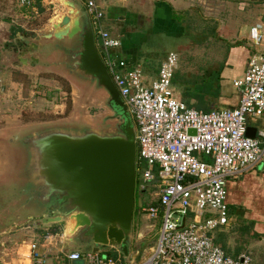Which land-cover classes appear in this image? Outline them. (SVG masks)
Returning <instances> with one entry per match:
<instances>
[{
	"label": "built area",
	"instance_id": "2783aa9c",
	"mask_svg": "<svg viewBox=\"0 0 264 264\" xmlns=\"http://www.w3.org/2000/svg\"><path fill=\"white\" fill-rule=\"evenodd\" d=\"M102 1L87 0L86 9L102 40L103 61L136 126V187L143 195L153 190L155 199L140 208V215L162 219L157 246L144 260L124 262L106 253L54 251L56 236H48L26 244L28 254L17 263L0 264H249L246 256H228L215 234L232 225L228 183L264 162V51L250 57L245 77L234 83L238 107L191 109L173 89L177 54H169L148 87L140 68L124 70L127 64L112 53L121 43L103 27ZM250 38L255 48L264 46L263 26L251 29ZM250 120L259 123L255 138L248 136Z\"/></svg>",
	"mask_w": 264,
	"mask_h": 264
},
{
	"label": "water",
	"instance_id": "95a60500",
	"mask_svg": "<svg viewBox=\"0 0 264 264\" xmlns=\"http://www.w3.org/2000/svg\"><path fill=\"white\" fill-rule=\"evenodd\" d=\"M61 1L67 14L53 22L51 30L19 35L29 46L21 54V64L39 65L42 57H50L54 61L48 62L49 67L87 91L105 94V106L113 117L98 126L52 123L14 136L16 208L30 219L40 218L44 226L68 224L70 251L101 254L116 250L130 258L136 206V126L103 61L102 40H96L88 11L77 0ZM35 51L42 57H35ZM255 133L249 129L248 136L255 138Z\"/></svg>",
	"mask_w": 264,
	"mask_h": 264
},
{
	"label": "rangeland",
	"instance_id": "374dc122",
	"mask_svg": "<svg viewBox=\"0 0 264 264\" xmlns=\"http://www.w3.org/2000/svg\"><path fill=\"white\" fill-rule=\"evenodd\" d=\"M37 2L38 0H0V263H17L28 254L26 244L40 240L43 242L48 236H56L54 251L60 247L67 252L72 250L67 244L70 238L68 224L44 226L40 218L30 219L29 215L20 214L17 210L14 199L18 193L14 184L17 162L12 154V138L45 124L78 122L98 126L104 119L113 117L105 106V94L87 91L60 70L49 67L48 62L54 61L50 57L44 58L36 52L35 57H42L39 65L25 66L18 62V54L14 49L19 43L18 36L23 32L13 38V28L41 34L51 30L52 23L58 17L67 14L61 0H42V12L37 7ZM239 10L231 0H201V16L209 25L217 24L216 19L228 24L227 21L233 16L232 12ZM174 41L176 40L166 39L162 35L152 36L148 40L143 50L147 47L145 51L150 52L152 69L161 67L160 64L170 52L180 50V45H175L177 42ZM205 46L199 50L201 56L205 54L207 62L201 57L200 64L194 66L201 70L209 66L216 67L224 48L220 39L217 42H207V47ZM192 47L194 46L188 49L191 50ZM194 72L196 73L195 69ZM180 73L182 70L176 74ZM144 83L148 87L150 82L145 79ZM111 123L115 124V121ZM142 196L144 205L155 200L153 190ZM142 196L136 187L131 257L123 258L124 262H129L134 257L136 261L144 260L151 255L158 243L162 219L149 220L136 214V207ZM23 214L24 216H17ZM246 223L248 224L247 221L242 223L233 220L230 228L216 232V242L222 244L227 239L226 252L233 254L238 251L249 259V264H264V239L261 240ZM136 252L139 253L138 257Z\"/></svg>",
	"mask_w": 264,
	"mask_h": 264
},
{
	"label": "crops",
	"instance_id": "0c3cea01",
	"mask_svg": "<svg viewBox=\"0 0 264 264\" xmlns=\"http://www.w3.org/2000/svg\"><path fill=\"white\" fill-rule=\"evenodd\" d=\"M77 1H83L86 8L87 0ZM231 1L240 10L232 12L233 16L227 21L228 24L216 19L217 24L214 26L213 23L209 25L202 18L201 0H104L99 6L104 14V30L121 43L118 49L113 50V55L117 60L127 64L125 71L140 68L144 80L150 82L149 86L158 79L161 67L152 69L150 52L145 51L147 47L143 50L144 46L152 36L162 35L166 39L176 40L175 45H180V50L169 53L177 54L179 57L180 64L176 73L182 70L180 74L175 73L173 79L175 94L178 100L189 108L206 112L198 107L199 101L195 97L198 93L195 91L197 86L202 81L206 83L212 81L220 86V98L213 100L210 111L235 109L239 105L240 91L234 83L245 77L250 57L257 50L264 51V46L255 48L250 38L251 29L255 26L262 25L264 28V0H251V3L249 0ZM247 9L251 10L247 11ZM219 39L224 48L220 54L221 58L216 62V67L209 66L202 70L194 67L200 64L201 57L205 60V54L201 56L199 48L204 45L206 48L207 42H217ZM96 40L100 39L96 36ZM191 44L194 47L190 50L188 48L192 46ZM99 49L102 56V50ZM258 125V122L250 120L252 130H256ZM227 200L229 205L241 206L245 209L247 226H250L263 240L264 162L254 165L228 183ZM231 219L242 222L234 215ZM227 244L225 239L220 245L225 246V249ZM230 255L238 258L243 254L235 251Z\"/></svg>",
	"mask_w": 264,
	"mask_h": 264
},
{
	"label": "trees",
	"instance_id": "16d2710c",
	"mask_svg": "<svg viewBox=\"0 0 264 264\" xmlns=\"http://www.w3.org/2000/svg\"><path fill=\"white\" fill-rule=\"evenodd\" d=\"M37 7L39 8V10L42 12L43 8H42V0H38L37 2ZM24 30L22 28H13L12 29V36L13 38L17 36L18 33L23 32ZM217 76V74H215ZM213 78V77H212ZM214 79V78H213ZM218 82V81H216ZM197 95L195 96L198 101H199V108H201V110H204L206 112L210 111L209 109L212 106V102L213 100L216 101L217 99L220 98V86H218L217 84L213 83L212 81H209V83H206L204 81H202V83L200 85L197 86V88L195 89ZM139 205L138 207H136V214L140 215V208L144 205V199L143 196L140 197V201H139ZM227 204L230 210V215H234L238 218V220L242 221V223L246 221L245 219V209L241 206H236V205H229V202L227 200ZM257 234V233H256ZM258 235V234H257ZM218 243V242H217ZM218 245L225 251L226 248L224 249L223 246H221L219 243ZM228 256H232L230 255L229 252H226ZM109 257L114 258V259H118L120 257H122L120 254H118V252L116 250H112L110 252L106 253Z\"/></svg>",
	"mask_w": 264,
	"mask_h": 264
},
{
	"label": "flooded vegetation",
	"instance_id": "af4514ba",
	"mask_svg": "<svg viewBox=\"0 0 264 264\" xmlns=\"http://www.w3.org/2000/svg\"><path fill=\"white\" fill-rule=\"evenodd\" d=\"M23 32H25V31H23ZM18 40H19V36H18ZM29 50V46H25L24 45V42L22 41V40H19V43H18V45L16 46V49H14V52L15 53H17L18 54V62L21 64V59H20V57H21V54L23 53V52H26V51H28ZM38 53L39 51H35V53Z\"/></svg>",
	"mask_w": 264,
	"mask_h": 264
}]
</instances>
